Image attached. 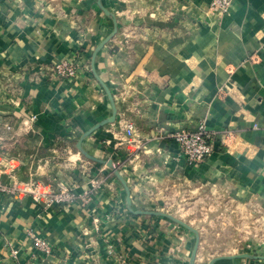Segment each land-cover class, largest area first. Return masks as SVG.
I'll return each instance as SVG.
<instances>
[{"label": "crops", "instance_id": "0c3cea01", "mask_svg": "<svg viewBox=\"0 0 264 264\" xmlns=\"http://www.w3.org/2000/svg\"><path fill=\"white\" fill-rule=\"evenodd\" d=\"M209 2L0 0V179H59L76 192L101 181L84 211L0 193V264H264L263 254L208 255L197 226L168 216L183 220L175 213L201 204L204 188L264 201V0H232L223 15ZM75 51L74 79L41 71ZM198 122L233 138L189 166L168 134ZM30 228L51 255L30 244Z\"/></svg>", "mask_w": 264, "mask_h": 264}, {"label": "built area", "instance_id": "2783aa9c", "mask_svg": "<svg viewBox=\"0 0 264 264\" xmlns=\"http://www.w3.org/2000/svg\"><path fill=\"white\" fill-rule=\"evenodd\" d=\"M232 0H210L208 10L216 15H223L230 8ZM83 56L79 51H75L70 57L54 59L48 67L41 71L52 78L57 79H74L77 76L78 69L82 66ZM259 61L256 53L248 56L249 63ZM223 92V90H221ZM257 127V124H253ZM124 132L128 137L134 136V125L132 122L124 124ZM178 145V158H182L184 163L189 166H197L203 162L214 150V143L218 139L222 145L229 147L233 138V133L229 129L223 130L221 133H215L209 130L203 122H198L195 126L182 128L168 134ZM3 137L0 135V147L3 145ZM2 159H0V167ZM82 166V165H81ZM85 169V167H82ZM34 176L37 170L31 172ZM38 176V175H37ZM47 175L44 174V178ZM46 180L29 179L26 182L13 180L10 184H4L0 179V193L7 194L17 198L23 194H28L31 199L36 202L42 211L48 210L55 206L63 207L76 204L81 210H86L95 194L94 189L99 190L101 181L91 180V186L76 192L72 184H68L62 180H53V183H46ZM39 213L37 217H41ZM92 230L101 233V220L94 217L92 220ZM27 236L30 244L42 255L49 256L53 253L52 245L44 238L40 237L33 229H27ZM114 241L108 240L106 250L109 255L116 254L114 250ZM11 255H17L16 249H11ZM120 261L125 262L120 256Z\"/></svg>", "mask_w": 264, "mask_h": 264}, {"label": "rangeland", "instance_id": "374dc122", "mask_svg": "<svg viewBox=\"0 0 264 264\" xmlns=\"http://www.w3.org/2000/svg\"><path fill=\"white\" fill-rule=\"evenodd\" d=\"M202 198L200 206L191 203L182 207L187 214L182 215L181 211L175 214L199 228L201 247L208 255L239 253L240 257L251 261L253 258L257 261V255H264V201L253 199L234 203L230 194L223 195L221 190L214 188H204ZM221 213L228 218L214 217Z\"/></svg>", "mask_w": 264, "mask_h": 264}, {"label": "water", "instance_id": "95a60500", "mask_svg": "<svg viewBox=\"0 0 264 264\" xmlns=\"http://www.w3.org/2000/svg\"><path fill=\"white\" fill-rule=\"evenodd\" d=\"M100 6H101V5H100ZM101 8H103V7H101ZM103 10H104V12H105L106 14H109V12H108L107 10H105L104 8H103ZM116 30H117V27H116V22H115V27H114V29H113V31H112V33H111V36L116 32ZM102 44H103V43H101V44L99 45V47H100ZM112 103H113V102H112ZM112 105H113V106H112V107H113V114H112V116L108 119V121H110V122H113V121H114V119H115V114H116V108H115L114 103H113ZM96 127H97V126H96ZM108 166L112 167V161H108ZM114 172H115L116 175L119 176V172H118L116 169H114ZM127 201H128V202L130 201V200H129V195L127 196ZM138 212H141V211H138ZM168 216H169L170 218H172L173 220H175L176 222L180 223L181 225H183V226H185V227L191 229V230L194 231L195 233H197V230L194 229V228H192V227H191L188 223H186L185 221H183V220H181V219H178V218H175V217H173V216L170 215V214H168ZM197 244H198V237H197V240H196V244H195V248H194V250H196ZM244 255H246V254H244ZM193 257H194V253H193ZM208 264H212V263L209 262Z\"/></svg>", "mask_w": 264, "mask_h": 264}]
</instances>
